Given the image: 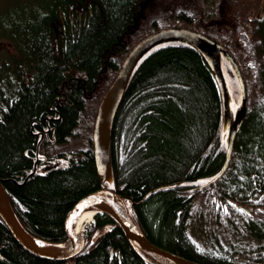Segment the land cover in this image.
<instances>
[{
    "label": "trees",
    "instance_id": "trees-1",
    "mask_svg": "<svg viewBox=\"0 0 264 264\" xmlns=\"http://www.w3.org/2000/svg\"><path fill=\"white\" fill-rule=\"evenodd\" d=\"M220 1L22 0L0 10V178L27 232L63 242L67 212L106 187L164 249L203 264H264V0L252 11L247 0L223 11ZM173 25L219 42L241 71L246 104L228 164L211 180L227 137L209 64L191 44L165 40L130 73L112 122L111 180L101 183L92 147L98 103L128 51ZM219 65L241 103L223 55ZM82 231L80 252L52 260L25 250L0 218V264H151L103 212Z\"/></svg>",
    "mask_w": 264,
    "mask_h": 264
},
{
    "label": "water",
    "instance_id": "water-1",
    "mask_svg": "<svg viewBox=\"0 0 264 264\" xmlns=\"http://www.w3.org/2000/svg\"><path fill=\"white\" fill-rule=\"evenodd\" d=\"M165 40H180L194 46L209 64L218 84L221 99L225 100L226 94L228 93L219 65L220 55H223L232 66L241 88L242 102L237 123L240 120V116L244 112L245 86L243 77L234 58L223 45L206 34L187 26L173 25L155 30L140 39L128 51L117 71L116 76L107 87L98 103L94 125L92 128V147L95 165L101 183L109 181L110 179V175L108 173V169L110 168L109 145L113 116L121 100L130 73L137 59L146 50L156 43ZM222 109L224 115L225 103H222ZM235 131L236 124L232 126L231 132L228 135L224 163L219 172L213 176L212 179H215L219 174H221L228 164ZM51 167L53 166L46 165L43 169L47 170ZM173 185L175 184L173 183L165 186ZM84 209H94L95 213L103 212L106 214L120 227L122 233L132 248L144 260L151 264H203L164 249L148 240L131 216L129 207L125 203L124 199L115 191L106 187H99L84 195L67 212L65 217L66 239L62 243H52L36 238L27 232L19 221L10 204L0 178V218L7 226L10 234L16 242L28 252L39 257L52 260H66L81 251L84 246L83 231L82 229L76 231L75 225L79 213ZM261 209L264 210V208ZM100 234L93 237L92 241L98 238ZM35 240H40L47 246L40 247Z\"/></svg>",
    "mask_w": 264,
    "mask_h": 264
},
{
    "label": "rangeland",
    "instance_id": "rangeland-1",
    "mask_svg": "<svg viewBox=\"0 0 264 264\" xmlns=\"http://www.w3.org/2000/svg\"><path fill=\"white\" fill-rule=\"evenodd\" d=\"M22 0H0V10L6 5V3H10L11 5L16 4L18 2H21ZM262 0H247V5L249 6L248 10L252 11L255 8L260 7ZM231 6L229 0H221L220 1V8L223 11L224 8H228ZM229 15V14H228ZM241 108V103H235L232 100L231 95L226 94V99H225V111L223 115V133L228 137V134L230 130L232 129V126L234 124H237L238 120V115L240 112ZM108 173L110 175L111 180V171L110 168L108 169ZM87 223V222H86ZM85 224V223H84Z\"/></svg>",
    "mask_w": 264,
    "mask_h": 264
},
{
    "label": "bare ground",
    "instance_id": "bare-ground-1",
    "mask_svg": "<svg viewBox=\"0 0 264 264\" xmlns=\"http://www.w3.org/2000/svg\"><path fill=\"white\" fill-rule=\"evenodd\" d=\"M241 72V71H240ZM244 81V80H243ZM240 85V84H239ZM244 86H245V83H244ZM225 87H226V85H225ZM240 90H241V88H240ZM242 98V97H241ZM241 102H242V100H241ZM222 103H225V100H222ZM245 104H246V93H245ZM119 105V104H118ZM98 107V106H97ZM245 110V109H244ZM116 111H117V109H116ZM116 111H115V114H116ZM115 114H114V116H115ZM114 116H113V119H114ZM242 116H243V114L240 116V119L242 118ZM95 120V119H94ZM94 125V124H93ZM236 127H237V124H236ZM230 132H231V130H230ZM230 132H229V134H230ZM228 134V135H229ZM235 134H236V131H235ZM235 136V135H234ZM227 139H228V137H227ZM234 141V140H233ZM233 147V146H232ZM231 153V152H230ZM226 168V167H225ZM225 170V169H224ZM223 170V171H224ZM222 171V172H223ZM221 172V173H222ZM220 175V174H219ZM211 180H214V179H211ZM94 213H95V210L94 209H84V210H82L80 213H79V215H78V218H77V221H76V225H75V229H76V231L77 230H79V229H81L83 226H84V223H86V222H89L92 218H93V216H94ZM137 224V223H136ZM106 228V227H105ZM105 231V230H104ZM35 242L38 244V246H40V247H44V246H47L44 242H42V241H40V240H35Z\"/></svg>",
    "mask_w": 264,
    "mask_h": 264
}]
</instances>
